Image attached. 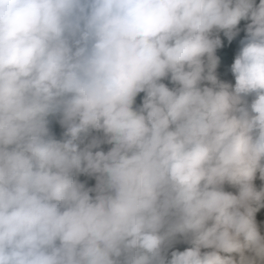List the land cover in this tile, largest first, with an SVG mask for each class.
I'll return each instance as SVG.
<instances>
[{
  "label": "clouds",
  "instance_id": "9594fccd",
  "mask_svg": "<svg viewBox=\"0 0 264 264\" xmlns=\"http://www.w3.org/2000/svg\"><path fill=\"white\" fill-rule=\"evenodd\" d=\"M242 18L233 86L212 33ZM89 129L113 147L81 149ZM257 173L264 0H0V264H165L178 234L194 246L168 264H264Z\"/></svg>",
  "mask_w": 264,
  "mask_h": 264
},
{
  "label": "trees",
  "instance_id": "16d2710c",
  "mask_svg": "<svg viewBox=\"0 0 264 264\" xmlns=\"http://www.w3.org/2000/svg\"><path fill=\"white\" fill-rule=\"evenodd\" d=\"M257 4L259 3V0H256ZM250 23V20L242 18L240 23L237 25V31L236 35L233 36L231 39L228 38L226 35L227 30H214L212 35L213 38H219L220 44L216 48L215 56L217 57V64L215 67V74L217 78L225 83L235 85V77L232 73L231 67L232 64L235 61L236 56L239 54L241 48H242V42L247 37V24ZM209 71L208 67V61L207 58H205V74ZM160 83H164L166 86H168L170 89L176 88L178 85L171 80V73H169L168 76L162 78ZM209 86L211 87V83L208 81H204L200 86ZM146 96V92H141L137 95L135 98V103L133 105L134 108L139 109L143 105L144 98ZM253 97H248V100L250 101ZM61 114L60 113H51L47 117L48 120V127L49 132L52 138L58 140V141H66L67 139H70V134L67 133L66 127L60 122L61 121ZM81 136L83 137V142L80 144L81 149L86 147L88 144L92 142L94 138H98L101 141H104L103 143L99 144L97 147L92 148L91 150L93 152L103 150L105 152L109 151L113 145L106 142L105 135L102 130H95V129H89L87 133H81ZM99 174H90L86 172H75L73 173V179L76 180L78 183H81L84 185L85 189H91L90 195L95 197L97 194L95 189L98 183V177ZM255 185L257 190L264 189V180H261L259 177V173H257V178L255 180ZM226 190L236 192L237 189L233 186L226 185ZM257 207V211L255 213V218L258 224V227L260 228L262 234H264V206L261 205H255ZM57 244H59V241H57ZM194 245L190 242L185 241L184 237L180 234H178L172 241L171 246L167 248L166 250V261L165 264H168V261L171 260V253L173 251H184L187 248L193 247ZM228 255V254H225ZM235 255V254H232ZM239 258L238 255L236 257Z\"/></svg>",
  "mask_w": 264,
  "mask_h": 264
}]
</instances>
